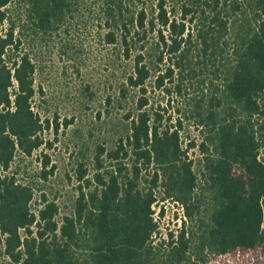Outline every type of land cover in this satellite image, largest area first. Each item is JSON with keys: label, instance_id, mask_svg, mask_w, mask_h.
<instances>
[{"label": "trees", "instance_id": "trees-1", "mask_svg": "<svg viewBox=\"0 0 264 264\" xmlns=\"http://www.w3.org/2000/svg\"><path fill=\"white\" fill-rule=\"evenodd\" d=\"M91 23L132 60L125 83L141 96L125 142L108 152L116 168L59 219L45 197L31 209L33 186L12 165L46 143L49 120L32 106L35 43ZM205 73L183 113L199 142L183 147L179 129L162 126L164 106L147 109L146 83L176 96ZM129 151L130 169L118 161ZM157 186L183 211L168 239L157 240ZM263 224L264 0H0V264H264Z\"/></svg>", "mask_w": 264, "mask_h": 264}, {"label": "rangeland", "instance_id": "rangeland-1", "mask_svg": "<svg viewBox=\"0 0 264 264\" xmlns=\"http://www.w3.org/2000/svg\"><path fill=\"white\" fill-rule=\"evenodd\" d=\"M88 26L35 43L32 106L43 120H49V127L44 129L46 143L31 156L17 154L12 165L18 172L17 178L33 186L31 209L37 211L45 197L58 204L59 219L71 214L81 190L85 193L95 190L97 173L106 174L116 168L117 162L108 157V152L120 139L125 142L141 96L137 88L125 83L132 60L120 56L114 45L104 44L92 23ZM210 78L205 73L186 80L182 94L176 96H168L156 88L154 78L146 83L147 109L164 106L162 126L178 128L183 147L193 139L199 142L200 138L193 119L183 114L186 102L200 94ZM188 156L198 173L201 155L192 149ZM133 159L129 151L118 161L130 169ZM152 178V166L142 169L139 187L147 191ZM152 191L156 197L154 216L159 224L157 240L168 239L169 232L180 229L183 211L178 203L164 199L161 186L152 187Z\"/></svg>", "mask_w": 264, "mask_h": 264}]
</instances>
